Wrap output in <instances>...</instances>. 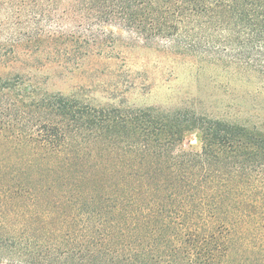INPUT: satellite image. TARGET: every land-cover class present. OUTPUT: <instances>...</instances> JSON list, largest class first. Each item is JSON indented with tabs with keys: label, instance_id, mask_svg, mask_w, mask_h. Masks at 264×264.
I'll list each match as a JSON object with an SVG mask.
<instances>
[{
	"label": "trees",
	"instance_id": "1",
	"mask_svg": "<svg viewBox=\"0 0 264 264\" xmlns=\"http://www.w3.org/2000/svg\"><path fill=\"white\" fill-rule=\"evenodd\" d=\"M0 10L14 20V33L1 21L0 46L15 59L80 66L104 46L93 22L116 23L136 45L264 78V0ZM29 81L0 76V264H264V131L189 110L93 107ZM190 133L200 151L184 145Z\"/></svg>",
	"mask_w": 264,
	"mask_h": 264
},
{
	"label": "rangeland",
	"instance_id": "2",
	"mask_svg": "<svg viewBox=\"0 0 264 264\" xmlns=\"http://www.w3.org/2000/svg\"><path fill=\"white\" fill-rule=\"evenodd\" d=\"M7 18L0 10V25L8 23L9 31L14 20ZM92 26L104 46L84 64L58 68L39 54L15 59L10 48L0 46V76H19L26 83L30 79L49 93L93 107L189 110L264 131V78L223 64L180 59L155 45H136L135 36L123 25L106 23L102 29L93 22ZM184 145L195 151L202 148L197 133L188 134Z\"/></svg>",
	"mask_w": 264,
	"mask_h": 264
}]
</instances>
